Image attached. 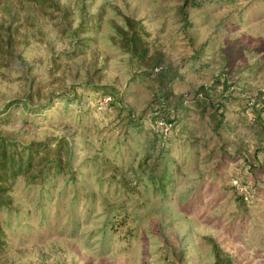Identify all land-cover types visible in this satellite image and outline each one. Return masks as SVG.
<instances>
[{"label":"rangeland","instance_id":"374dc122","mask_svg":"<svg viewBox=\"0 0 264 264\" xmlns=\"http://www.w3.org/2000/svg\"><path fill=\"white\" fill-rule=\"evenodd\" d=\"M0 132L63 143L14 183L0 264H264V0H0Z\"/></svg>","mask_w":264,"mask_h":264},{"label":"trees","instance_id":"16d2710c","mask_svg":"<svg viewBox=\"0 0 264 264\" xmlns=\"http://www.w3.org/2000/svg\"><path fill=\"white\" fill-rule=\"evenodd\" d=\"M222 1V0H218ZM201 3L193 1L192 5L200 6ZM125 27H127L126 34L127 40L124 41V46L131 57H134L139 62L148 63L149 49L144 39L145 29L139 21L126 19ZM172 78L175 76L172 75ZM179 108V107H177ZM151 120L152 131L154 138L158 144H160V152L166 156L169 160L170 147L169 144L173 137H179L182 132L178 130L179 126L177 120H172L170 115L166 113L156 112ZM219 115V118H218ZM2 121V119H1ZM158 121L170 124L171 128L167 132L162 127H157ZM216 127H220L225 124L224 115L216 113L214 116ZM183 127V126H182ZM184 130L186 128H183ZM55 148L47 142H30L28 144L19 142L11 137L2 134L0 132V211L12 210L13 198L11 193L13 192L14 183L16 180L23 176L26 180L35 178V183L41 187H46L48 179L52 173L61 172V160L59 159L60 150L62 148V142H56ZM157 148V147H156ZM171 168L169 166L165 175L161 178V185L159 188L164 189L165 183L172 181V174H167ZM244 200V196H241ZM6 222L0 218V256L5 253L7 247L6 242ZM216 261L215 264H233V258L229 255H222L220 251H215Z\"/></svg>","mask_w":264,"mask_h":264}]
</instances>
